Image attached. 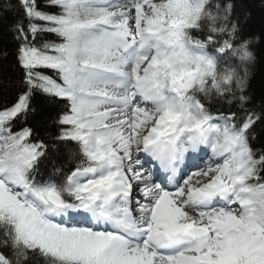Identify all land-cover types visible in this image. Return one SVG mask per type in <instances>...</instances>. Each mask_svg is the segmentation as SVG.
Masks as SVG:
<instances>
[{"label":"snow or ice","instance_id":"obj_1","mask_svg":"<svg viewBox=\"0 0 264 264\" xmlns=\"http://www.w3.org/2000/svg\"><path fill=\"white\" fill-rule=\"evenodd\" d=\"M18 5L0 264H264V101L235 0Z\"/></svg>","mask_w":264,"mask_h":264},{"label":"trees","instance_id":"obj_2","mask_svg":"<svg viewBox=\"0 0 264 264\" xmlns=\"http://www.w3.org/2000/svg\"><path fill=\"white\" fill-rule=\"evenodd\" d=\"M4 3L14 5L13 10L5 11L2 7ZM40 3L43 4L44 0H40ZM235 3L236 13L240 16L242 23L243 36L253 38L251 50L256 59L251 68L249 91L254 97V103L259 105L264 101V0H235ZM20 16H22V10L19 9L18 0H0V106L13 101L23 75L15 58L17 44L12 38V32L9 31L10 25ZM43 39L56 40L57 38L52 34H46ZM4 52H7L6 57L3 55ZM46 74L54 75L50 71ZM33 107L37 109L38 120L55 115L57 110L55 101L42 93L35 95ZM256 132L257 140L254 141V147H264V123L257 124Z\"/></svg>","mask_w":264,"mask_h":264}]
</instances>
